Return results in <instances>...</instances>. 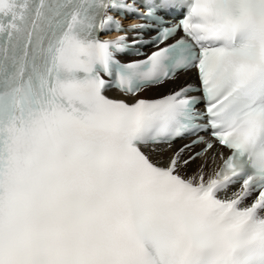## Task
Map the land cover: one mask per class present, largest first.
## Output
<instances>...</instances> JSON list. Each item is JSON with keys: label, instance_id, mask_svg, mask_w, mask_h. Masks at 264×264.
Segmentation results:
<instances>
[{"label": "snow or ice", "instance_id": "6c2138e0", "mask_svg": "<svg viewBox=\"0 0 264 264\" xmlns=\"http://www.w3.org/2000/svg\"><path fill=\"white\" fill-rule=\"evenodd\" d=\"M0 264H264V0H0Z\"/></svg>", "mask_w": 264, "mask_h": 264}, {"label": "bare ground", "instance_id": "6f19581e", "mask_svg": "<svg viewBox=\"0 0 264 264\" xmlns=\"http://www.w3.org/2000/svg\"><path fill=\"white\" fill-rule=\"evenodd\" d=\"M190 76H192V75H190ZM190 76H184V77H182V79H183V80H188V78H189ZM180 144H181V143H180ZM180 144H177V145H175L174 147H178ZM196 166H197V165L194 164V165L192 166L193 169H195Z\"/></svg>", "mask_w": 264, "mask_h": 264}]
</instances>
